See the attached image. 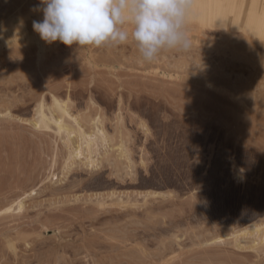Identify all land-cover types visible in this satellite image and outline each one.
Wrapping results in <instances>:
<instances>
[{
    "label": "rangeland",
    "instance_id": "1",
    "mask_svg": "<svg viewBox=\"0 0 264 264\" xmlns=\"http://www.w3.org/2000/svg\"><path fill=\"white\" fill-rule=\"evenodd\" d=\"M37 5L0 0V211L36 192L0 212V264H264L241 236L264 224V39L190 18V48L151 63L131 40L39 55ZM53 96L86 131L101 116L97 169L62 174L69 143L30 125Z\"/></svg>",
    "mask_w": 264,
    "mask_h": 264
},
{
    "label": "clouds",
    "instance_id": "2",
    "mask_svg": "<svg viewBox=\"0 0 264 264\" xmlns=\"http://www.w3.org/2000/svg\"><path fill=\"white\" fill-rule=\"evenodd\" d=\"M40 5L44 7L40 8ZM193 0H39L33 30L47 44L119 47L131 40L144 62L163 51H187Z\"/></svg>",
    "mask_w": 264,
    "mask_h": 264
},
{
    "label": "bare ground",
    "instance_id": "3",
    "mask_svg": "<svg viewBox=\"0 0 264 264\" xmlns=\"http://www.w3.org/2000/svg\"><path fill=\"white\" fill-rule=\"evenodd\" d=\"M190 18L198 20L200 22V24L203 25V28L205 26V29L209 28V26L206 27V25H209L208 24L209 21H212L214 23L220 22V23L226 25L227 21L230 20L232 26H235V27L239 26L240 28L244 29V31H245V32L243 31L244 33H246V31H247L246 35H249L250 33H248V32H251V33H253V36L255 34V36H254L255 38L258 36L259 38L262 37L264 39V0H193L192 14H191ZM214 23H212V24H214ZM220 23L216 24V26L218 27L220 25ZM191 25H193V24H191ZM191 25H189V26L191 27ZM187 28H189V27H187ZM211 28H213V26ZM190 30H193V29H190ZM229 31H231V30H229ZM202 33H204V32H202ZM227 36H224V37L227 38ZM248 37H246L247 38L246 40L250 41V39H248ZM229 38H230V35H229ZM253 38H251L252 40L249 42V44L251 46L253 45V43H252ZM255 38H254V41L258 42L257 39H259V38H256V39ZM231 39H233V38H231ZM236 39H237V37H236ZM25 40H26V43L29 42V44L30 43L31 44L32 43L37 44V46L39 47V55H41L44 52L45 42L43 40H41V38L38 34L34 33V30L32 32H28L25 35ZM259 40L261 41L262 39L260 38ZM247 41H246V43H247ZM230 42H231V40H230ZM247 46H248V43H247ZM253 50H255V48ZM39 57H42V56H39ZM69 106L70 105L68 104L67 100L62 101V100H59L58 98L53 96L52 97V103H51V105H49L48 108H47V106L44 105V103H41L38 106V109L36 112L37 119H35L36 121L31 120L30 125L33 127V129L35 131H38V132H40V131L42 132V130L43 131L44 130H53V132L59 138H61L63 140L66 139L67 142H64L65 144L69 143L68 145H66L68 150H69L68 151L69 155H67V158H66L65 163H64V168H62L63 169L62 174L69 172L72 169V166L74 164L82 163V157H84L83 161H85V162H83V164L86 165L89 170L97 169L98 163H99V158H97L96 155L98 154V151H99L98 150L99 144H101V145L107 144L109 141V137L107 135L108 133H106L107 131H105L104 124L102 123L103 120L100 118L101 116L96 117L93 120L92 131H86L87 129L86 130L84 129L80 120L76 116L72 115V113L70 112ZM46 108L48 110V113L46 111ZM144 133L148 135V130L145 131ZM119 149H121V151L123 152L125 148L123 149V147L120 146ZM125 151H124V153H125ZM124 153H123V155H124ZM125 154H127V152ZM48 176L51 180H53V179L58 180V178L56 177V175L53 172H51V177H50V175H48ZM64 176H66V175H64ZM122 180H123V178H122ZM35 193H36L35 190H32L30 192H24V195L22 197H20L18 199L16 198V200L11 205H9V206L7 205L8 207H6L4 210L0 211L1 214L3 213V215H5L4 212L5 213H10V212L13 213V211L20 213L21 211L24 210V205H25L24 200L26 198H29V197L35 195ZM104 199H106V198H104ZM93 201H95V200H93ZM104 203H106V202H104ZM101 207H102V205H101ZM242 233L243 234H241V236L242 235L243 236H256V237L258 236L260 243H264V224L263 223H262V225L259 224V226L246 229V231L244 230V232H242ZM219 239H221V238H219ZM236 242H237V240H236ZM239 244H241V243H239ZM237 246H239V245L237 244ZM165 253H166V251H165ZM158 255H160V254H158ZM165 258H168V257H165ZM172 260L170 261L171 263H172ZM165 261H169V260H165ZM159 263L160 262H158V264Z\"/></svg>",
    "mask_w": 264,
    "mask_h": 264
}]
</instances>
